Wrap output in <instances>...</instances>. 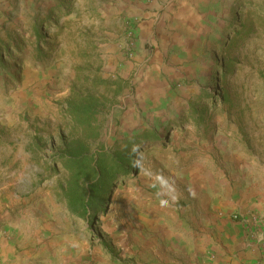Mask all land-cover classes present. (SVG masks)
<instances>
[{
  "label": "rangeland",
  "instance_id": "374dc122",
  "mask_svg": "<svg viewBox=\"0 0 264 264\" xmlns=\"http://www.w3.org/2000/svg\"><path fill=\"white\" fill-rule=\"evenodd\" d=\"M91 98L96 138L68 113ZM139 136L135 174L94 217L73 212L58 152ZM224 191L231 252L198 230ZM251 211L264 217V0H0V240L15 264H185L197 240L204 261L264 264V231L232 218Z\"/></svg>",
  "mask_w": 264,
  "mask_h": 264
},
{
  "label": "trees",
  "instance_id": "16d2710c",
  "mask_svg": "<svg viewBox=\"0 0 264 264\" xmlns=\"http://www.w3.org/2000/svg\"><path fill=\"white\" fill-rule=\"evenodd\" d=\"M236 35L239 36L233 32L232 38L228 40L229 44H236ZM221 67L224 75L231 72L228 62H222ZM225 97L221 96L222 101H225ZM68 113L78 124L87 126L92 132V137L98 136V129L93 127L99 115V108L94 99H89L86 104L69 103ZM142 138L127 137L117 141L110 149L101 147L93 152H90L85 144H76L67 150H60L56 156L70 176L68 189L63 191L68 207L84 218L94 217L101 211L104 202L109 200L108 188L112 186L113 189L116 182L135 174L136 168H131L133 160L130 149L137 141H142ZM149 138L157 140L158 135L152 134ZM130 170L133 174L128 176Z\"/></svg>",
  "mask_w": 264,
  "mask_h": 264
},
{
  "label": "crops",
  "instance_id": "0c3cea01",
  "mask_svg": "<svg viewBox=\"0 0 264 264\" xmlns=\"http://www.w3.org/2000/svg\"><path fill=\"white\" fill-rule=\"evenodd\" d=\"M189 1L191 2L192 0ZM178 9L179 7L177 8V11ZM175 16L182 17L183 11H174V17ZM232 195L233 194L230 191H224L222 194H218V196H216L212 202V208L214 212L211 210L210 213L215 215V217H213L212 221H210L211 224L209 223L210 225H203L202 227H198V230L206 232V235L212 236L213 238L220 240L227 252H231V250L234 248L233 240L236 239V236L239 235V228L234 222L229 219V213L232 212L234 206V203L231 200ZM254 205L257 206L255 202L252 204L251 202H249V206ZM200 212L201 209L199 207L197 208V211H193V213L197 215H199ZM183 220H188V218L182 219V221ZM8 231L10 235L14 234L16 236L17 233L20 231V228L16 229L15 227H12ZM12 241L13 240L6 241V238H2L0 240V264H15L14 256L11 254V250H14V246H12ZM179 249H181L180 251H182L183 253V259L185 261V264H224L222 261L219 260H215L213 262L203 260L201 255L203 251L202 240H197V246L181 245ZM8 255H10L11 257H8ZM101 261L102 259L98 258L95 260V264H100Z\"/></svg>",
  "mask_w": 264,
  "mask_h": 264
},
{
  "label": "built area",
  "instance_id": "2783aa9c",
  "mask_svg": "<svg viewBox=\"0 0 264 264\" xmlns=\"http://www.w3.org/2000/svg\"><path fill=\"white\" fill-rule=\"evenodd\" d=\"M233 219L245 224V225H253L256 228L260 227L261 232L264 231V217L259 216L258 214L254 213L253 211L247 213H234L232 216ZM259 228V229H260Z\"/></svg>",
  "mask_w": 264,
  "mask_h": 264
}]
</instances>
